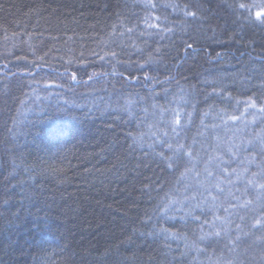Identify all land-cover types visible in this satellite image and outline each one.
<instances>
[{
  "label": "trees",
  "instance_id": "1",
  "mask_svg": "<svg viewBox=\"0 0 264 264\" xmlns=\"http://www.w3.org/2000/svg\"><path fill=\"white\" fill-rule=\"evenodd\" d=\"M0 264H264V0H0Z\"/></svg>",
  "mask_w": 264,
  "mask_h": 264
},
{
  "label": "snow or ice",
  "instance_id": "2",
  "mask_svg": "<svg viewBox=\"0 0 264 264\" xmlns=\"http://www.w3.org/2000/svg\"><path fill=\"white\" fill-rule=\"evenodd\" d=\"M241 9H246V5H243V4H241L240 6H239ZM257 15V17L259 18L260 17V13H257L256 14ZM190 47V46H189ZM234 119H235V117H234ZM177 123H178V121H177ZM183 146H178V148H182ZM258 223H259V221H258Z\"/></svg>",
  "mask_w": 264,
  "mask_h": 264
}]
</instances>
